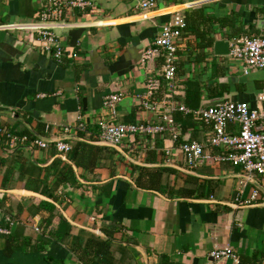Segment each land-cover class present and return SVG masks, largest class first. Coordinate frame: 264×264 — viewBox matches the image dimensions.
Returning a JSON list of instances; mask_svg holds the SVG:
<instances>
[{
    "label": "crops",
    "instance_id": "1",
    "mask_svg": "<svg viewBox=\"0 0 264 264\" xmlns=\"http://www.w3.org/2000/svg\"><path fill=\"white\" fill-rule=\"evenodd\" d=\"M46 1L0 0V225L8 227L5 218L12 221L10 234L0 235V264H85L70 250V239L49 238L58 212L48 228L41 225L48 214L41 201L53 204L67 223L91 225L112 235L104 262L91 264H145L144 254L147 264H261L264 205H257L264 204V184L259 178H238L244 172L228 164H200L189 170L206 178L165 167L177 173H161L154 191L139 189L134 185L141 173L137 168L164 167L136 166L127 157L180 166L177 143L166 133L136 150L139 140L134 137L118 146L123 155L98 144L97 136L102 121L143 125L159 121V108L145 110L137 97L145 91V80L158 75L162 58L155 54L142 61V56L155 48V39L173 14L181 15L186 24L177 53V80L185 106L196 109L233 101L254 107L264 90V72L245 73L228 54H215L214 44L228 42L229 49L235 38L261 35L264 0H154L147 18L139 16L143 0H88L91 7L85 13L74 10L65 18L66 27L53 30L62 47L59 62L40 53L34 32L4 28L35 21ZM113 93L121 95L115 117L103 108V98ZM164 93L161 87L156 97ZM173 118L181 141H206L208 125L181 113ZM78 123L86 128L81 135L95 140L100 152L94 164L73 167L72 184L58 180L66 162L54 147L41 150L9 143V135L35 140L71 137L62 141L72 150L80 133L64 134L62 129ZM229 132L236 134L237 128L230 127ZM164 149H171L172 159H165ZM12 190L41 198L4 192ZM240 190L241 200L254 191L257 196L240 207L234 202ZM68 224L72 238L98 236ZM39 239L42 249H37ZM225 247L236 253L237 263L212 262L208 257L210 251Z\"/></svg>",
    "mask_w": 264,
    "mask_h": 264
},
{
    "label": "built area",
    "instance_id": "2",
    "mask_svg": "<svg viewBox=\"0 0 264 264\" xmlns=\"http://www.w3.org/2000/svg\"><path fill=\"white\" fill-rule=\"evenodd\" d=\"M91 7L88 0H47L43 10L35 21L29 23H12L6 25L7 30H28L36 34L37 46L40 53L51 55L57 62L62 57V47L56 35L55 28H63L68 24L65 18L74 10L85 13ZM155 7L154 0H143L139 3L140 17L147 18L149 11ZM186 24L183 17L173 14L171 19L162 26L161 32L154 41L155 48L144 51L142 61L151 59L155 54L161 56L162 65L156 76L145 80L144 93L137 97L140 106L145 110L156 111L159 108L156 124H121L116 122L99 123L98 142L119 146L128 139L138 137L139 143L134 146L144 148V144L155 137L164 138L168 133L171 141L177 143L181 156L180 166L194 170L200 164H228L240 168L245 176L257 177L264 184V90L257 96L256 105L250 107L244 102L223 101L211 107L189 108L182 102L177 80V53L182 47V35ZM228 55L242 64L244 72L250 70L264 72V29L261 35L242 36L233 39L229 44ZM164 87L165 93L161 98L156 95ZM121 100L117 93L103 98V108L109 115L115 117L116 105ZM174 113L190 116L197 123L209 126L206 141H181L180 127L173 118ZM230 127H236V134L229 132ZM64 134L85 133L84 123L63 127ZM13 147L18 144L30 145L45 150L48 144L41 140L28 141L25 136H8ZM54 149L59 158L65 161L71 151V145L64 141L54 143ZM171 149H164L165 159H172ZM241 190L235 195L234 202L238 206L249 205L257 196L254 191L248 200H241ZM8 227L0 225V235H9L12 221L4 219ZM208 257L212 262L232 260L238 262L237 255L230 247L214 249ZM264 264V261L261 263Z\"/></svg>",
    "mask_w": 264,
    "mask_h": 264
},
{
    "label": "trees",
    "instance_id": "3",
    "mask_svg": "<svg viewBox=\"0 0 264 264\" xmlns=\"http://www.w3.org/2000/svg\"><path fill=\"white\" fill-rule=\"evenodd\" d=\"M26 138L28 139L29 142L35 140V138L30 136H26ZM76 138L78 140H76L74 147L66 155L65 158L66 165L58 175V180L60 183L72 184L75 177L73 167H79V166L85 167L88 164H92V163L94 164L95 161L98 160V153L100 152V148L96 147L97 145L94 144L96 141L95 140L88 141L81 134L77 135ZM50 146L54 147V144H48V147ZM105 150L110 151L107 148H105ZM110 152L115 153V151L113 150ZM93 166L90 167L92 168ZM137 169H140L141 173L134 182V185L139 189H144L148 191L149 190L154 191L153 185L159 182L160 177L162 176L163 173H170V174L177 173L176 170L170 168H156L152 170L145 168H137ZM40 205L43 211L48 213L46 216L44 215L42 216L41 225L44 224V226L48 228L51 225L54 218L57 217L58 220L56 222L57 227H51L49 232L50 234H52V236H50L49 238L57 240L58 242H64L70 239L71 245H69V248L76 256V258L82 263L91 264L92 262L95 263L104 262V258H106L107 255L109 254V247L113 240L112 235L107 230L101 231L102 233L105 234L106 237H101L99 235L98 236L90 235L89 238L82 239L83 237L79 235V237L77 238H72L70 236L71 226L62 217L58 209H56V207L53 204L43 201L40 202ZM55 212H58V214H56V217H55ZM38 241H39L38 243L39 245L37 246V249H42L44 242L42 241L40 243V239Z\"/></svg>",
    "mask_w": 264,
    "mask_h": 264
},
{
    "label": "water",
    "instance_id": "4",
    "mask_svg": "<svg viewBox=\"0 0 264 264\" xmlns=\"http://www.w3.org/2000/svg\"><path fill=\"white\" fill-rule=\"evenodd\" d=\"M214 52L215 54L217 55H227L228 52H229V49H228V42H224V41H218L214 44ZM1 114H4V113H1ZM39 140L43 141V142H46V143H52V142H58V141H62V140H69L71 137H63V138H58V139H46V138H43V137H37ZM80 140V139H79ZM98 144H100L101 146H106V147H110L112 149H115L117 150L118 152H121L118 148V146H115V145H110V144H107V143H102V142H98ZM122 153V152H121ZM124 155V153H122ZM127 159L133 163L134 165L136 166H140V167H170V168H174L176 170H178L179 172L183 173V174H187V175H192V176H196V177H202V178H206V177H203L201 175H198L196 174L195 172L193 171H189L183 167H180V166H175V165H172V164H169V163H166V164H145V163H140V162H137V161H134L132 159H130L129 157H127ZM238 178H243V179H249L247 176H237ZM0 192H3L2 190H0ZM6 193H11V194H16V195H23V196H29V195H33V196H36V197H39L41 198L40 195H36V194H33V193H29L27 191H23V190H12V191H4ZM52 202V201H50ZM264 204H258L257 206H263ZM242 207V206H240ZM68 223L76 226V227H79L81 229H84V230H87L93 234H96V235H99L101 237H106L104 233L98 231V230H94L91 228V225H87L86 227H81V226H77L73 223H71L69 220H68ZM114 242H119V241H114ZM120 243V242H119ZM122 244H125V243H122ZM135 248H137L136 246H134ZM138 249V248H137ZM144 261H145V264H147V258H146V255L144 254Z\"/></svg>",
    "mask_w": 264,
    "mask_h": 264
}]
</instances>
